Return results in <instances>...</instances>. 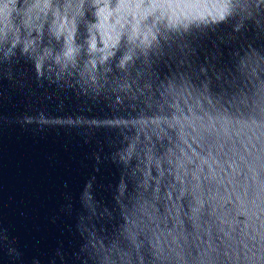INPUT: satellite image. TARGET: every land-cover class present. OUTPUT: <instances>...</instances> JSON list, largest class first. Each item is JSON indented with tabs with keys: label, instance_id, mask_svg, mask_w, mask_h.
Masks as SVG:
<instances>
[{
	"label": "water",
	"instance_id": "water-1",
	"mask_svg": "<svg viewBox=\"0 0 264 264\" xmlns=\"http://www.w3.org/2000/svg\"><path fill=\"white\" fill-rule=\"evenodd\" d=\"M0 264H264V0H0Z\"/></svg>",
	"mask_w": 264,
	"mask_h": 264
},
{
	"label": "snow or ice",
	"instance_id": "snow-or-ice-1",
	"mask_svg": "<svg viewBox=\"0 0 264 264\" xmlns=\"http://www.w3.org/2000/svg\"><path fill=\"white\" fill-rule=\"evenodd\" d=\"M124 2H125V0H119V5H122ZM92 47H94V45ZM66 54H70V53L66 52Z\"/></svg>",
	"mask_w": 264,
	"mask_h": 264
},
{
	"label": "clouds",
	"instance_id": "clouds-1",
	"mask_svg": "<svg viewBox=\"0 0 264 264\" xmlns=\"http://www.w3.org/2000/svg\"><path fill=\"white\" fill-rule=\"evenodd\" d=\"M149 2L151 3V2H152V0H149Z\"/></svg>",
	"mask_w": 264,
	"mask_h": 264
}]
</instances>
